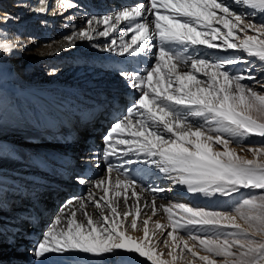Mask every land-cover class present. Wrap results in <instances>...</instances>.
Returning <instances> with one entry per match:
<instances>
[{
  "label": "snow or ice",
  "instance_id": "obj_1",
  "mask_svg": "<svg viewBox=\"0 0 264 264\" xmlns=\"http://www.w3.org/2000/svg\"><path fill=\"white\" fill-rule=\"evenodd\" d=\"M68 2L64 0L65 5ZM234 2L264 12V0ZM216 10L223 15L217 16ZM213 21L227 29L220 47L240 49L264 63V21L257 23L248 13H238L224 0H150L149 5L140 3L113 16L93 17L87 21L86 28L65 39L72 44L76 39H93L94 32L108 36L121 22H128V30L135 34L131 44L121 43L120 54L135 55L149 47L148 40L159 38L157 62L146 75L135 71L121 73L131 80V86L141 95L129 109L128 116L117 122L105 138V159L116 155V144L127 145L123 155L135 159H126L124 164L154 165L160 172L167 173L174 183L186 185L190 192L231 195L241 187L264 189V161L259 159L264 156V148L249 149L255 158L244 159L228 147L231 142L241 143L249 134L264 137V123L249 114L252 111L264 113V94L243 83L254 77L228 70L227 65L239 63L238 59L210 61L199 54H187L189 45L218 47L212 40L217 38L220 28L214 27ZM94 25H103L104 29L99 31ZM234 29L244 33L239 44L230 42L236 35ZM250 30L255 34L249 35ZM115 43L113 40L112 44ZM171 45H182L183 48L177 51ZM106 48L113 50L110 46ZM243 71L250 73L251 70ZM194 73H200L206 79L202 81ZM125 132L132 139L121 138L113 143V134ZM214 146H221L223 150L214 151ZM141 156L144 157L142 161ZM114 168L115 165L109 164L106 176L95 182L96 188H102L99 199L91 190L87 197L98 214L93 216L87 212L85 200L79 201L77 207L68 201L65 206L68 211L61 209L35 245L36 264H48L49 254L64 255L70 251L97 256L124 255L129 257L128 264H137L132 259L136 255L146 258L150 264H170L162 258L163 253L150 244L148 219L143 220L144 240L138 241L127 234L126 222L132 230L137 229V218L141 214L139 206L134 214L131 210L120 212L119 201L105 199L110 189L115 196H120L121 189L127 192L132 188V195H136V181L129 178L127 170L120 173L117 169L112 187ZM106 183L108 186L104 187ZM152 191L164 189L153 188ZM123 203L129 208L127 196ZM161 208L172 228L168 237L173 244L170 247L168 240L163 243L169 247L167 254L173 262L179 257L171 249L179 248L183 255L190 254L194 262L198 257L200 264H217V257L224 258V264H264V239H257L264 236V195L243 199L234 209L236 215L185 204L161 205ZM174 208L181 213L179 219H174ZM77 211L83 217L80 220ZM152 213L156 214L155 200ZM129 216H132L130 221ZM237 216L248 224L251 233L234 222ZM196 226L205 230L203 235L193 231ZM155 227L163 228L158 222ZM179 231L186 232L188 239L198 241L200 251L207 255H199L193 250L196 245L189 247L183 237L178 240L173 232Z\"/></svg>",
  "mask_w": 264,
  "mask_h": 264
},
{
  "label": "bare ground",
  "instance_id": "obj_2",
  "mask_svg": "<svg viewBox=\"0 0 264 264\" xmlns=\"http://www.w3.org/2000/svg\"><path fill=\"white\" fill-rule=\"evenodd\" d=\"M3 1L0 0V3ZM11 3L15 10L0 12V264H36L33 256L35 245L54 223L61 209L68 211L65 207L68 201L77 207L79 201L85 200L87 212L97 215L98 210L87 197L90 190L97 199L102 195V188H96L95 182L106 176L109 164L116 166L111 173L112 187L118 175L117 169L120 173L134 171L137 178L146 182L145 187L138 184L140 181L136 183L135 196L132 195V188L127 192L121 189L120 196H115L110 189L105 198L119 201L120 212L131 210L134 214L137 206L141 209L136 230H132L126 222L127 234L138 241L144 240L143 220L148 219L150 244L163 253V259L170 264H200L198 257L194 262L190 254L183 255L179 248L171 249L179 257L176 261L173 262L172 257L168 256L169 247H165L159 237L164 228L163 220L166 219L161 205L168 207L183 200L194 206H205L208 203L205 199L207 195L190 192L186 185L174 183L167 173L160 172L154 165L143 162L124 164L126 159H135L134 156L123 155L127 145L116 144V155L111 157L118 161L107 163L103 156L105 138L117 122L128 116L129 109L133 108L141 95L138 89L131 86V80L121 73L135 71L139 75H146L157 62L159 38L148 40L149 47L135 55L128 52L120 54L121 43L131 44L135 34L128 30V22H121L108 36H99L94 32L93 39H76L72 44L65 39L86 28L87 21L93 17L113 16L124 8L140 3L149 5L150 0H69L68 5L64 4V0H12ZM93 3L94 6L85 7ZM216 11L217 16L223 15ZM29 22L31 27L27 25ZM213 25L220 28V32L216 33L217 38L212 40L218 47L189 45L187 54H199L210 61L238 59L233 48L226 45L220 47L227 29L215 21ZM32 26L36 30H31ZM94 27L99 31L104 29L103 25ZM233 31L236 32V29ZM113 40L116 41L115 45L112 44ZM106 46L113 50H107ZM171 47L177 51L183 48L182 45ZM255 58L257 63L261 62L257 57L250 59ZM227 68L230 72L252 75L243 71L247 68L240 62L229 64ZM11 69L19 70V77ZM194 74L202 81L206 79L200 73ZM252 80L254 78L245 79L243 83L251 87ZM260 85L259 89L262 87ZM115 90L122 92L113 93ZM99 101L108 104L107 111L103 108L106 104L89 109ZM120 102L124 105L117 104ZM105 111L106 116L114 118L113 123L105 121L108 116L101 117ZM83 112L95 114L82 116ZM98 112L95 122L93 119ZM101 122L103 127H96ZM88 126L93 129L88 136L96 140L82 139ZM121 138L132 139L127 132L116 133L113 134V143ZM228 147L233 151L236 149L230 145ZM213 150L222 151L223 148L214 146ZM254 158L251 155V159ZM140 159L142 161L144 157ZM74 172L79 174L75 179L72 177ZM63 179L76 185L78 193L65 204L57 205L54 201H59L60 190L54 184ZM107 186L106 183L104 187ZM153 188L164 191L153 192ZM125 196L129 208L124 206ZM153 200L155 215L152 213ZM50 202L58 207L53 217L44 211V204ZM28 211L27 216L23 215ZM82 218L81 212L77 211V219ZM131 219L132 216H129L128 220ZM157 222L163 228L158 229L156 234ZM257 239H264V236ZM132 259L137 264H150L146 258L138 255ZM215 259L217 264H224V258ZM128 261L129 257L124 255L97 256L70 251L64 255L49 254L48 264H128Z\"/></svg>",
  "mask_w": 264,
  "mask_h": 264
},
{
  "label": "rangeland",
  "instance_id": "obj_3",
  "mask_svg": "<svg viewBox=\"0 0 264 264\" xmlns=\"http://www.w3.org/2000/svg\"><path fill=\"white\" fill-rule=\"evenodd\" d=\"M9 1L10 0H5L2 3H0V12L9 13L11 10H15L14 4L11 3L12 0H11L10 3H9ZM224 3L230 5L238 13L239 12L248 13L250 15V17L252 19H254L257 23H259L260 21H264V12H261L260 10H253L251 8H247V7L243 6V5L235 3L234 0H227V1L225 0ZM94 5H95V3L87 4L85 7L89 8L90 6H94ZM253 13H254V15H253ZM16 17H18V16H16ZM233 22L234 23L236 22L234 20V18H233ZM27 25H29V27H31L30 22ZM31 30H36L35 26H32ZM234 33H236V35L233 36L231 42L239 44L240 41L244 38V33H241L239 31V29H236V32H234ZM248 34L249 35H254L255 33H253L250 30L248 32ZM233 50H234V52L236 51L235 54H236V56L239 57L238 60L240 61V64H242L245 68L251 70L250 72L252 74L251 75L252 77L255 76L254 80H252V82H251V87L253 88V90L257 91L260 94H264V64H261V62L257 63V59L256 58L251 60L250 58H254L255 56H249L247 53H245L244 51H242L240 49H233ZM57 65H59V64H57ZM11 71H13L19 77V73H18V72H20L19 70L14 71V70L11 69ZM258 85H260L262 87H260V89H259ZM121 92L122 91L115 90V92H113V93L119 94ZM102 104H106V102L102 101V103H101V101H99V102H97V104L91 105V107L89 109H91V108L93 109L94 107H96L98 105L100 107ZM117 104L124 105V103H121V102L117 103ZM108 107H109L108 104L103 106V108H105V110ZM97 111H99V110H97ZM93 114H95V113L89 114V112H86V113L83 112L82 116H85V115L90 116V115H93ZM249 114L252 116L253 119H256L258 122L264 123V113H259V112H256V111H252ZM113 120H114V118H109V116H108L105 121L106 122L107 121H112V123H113ZM97 126L99 128H102L103 124L102 123H98V124H96V127ZM85 131H86L85 135L83 134L84 136H83L82 139L87 141V140L91 139L92 137L88 136L90 134L89 131H87V130H85ZM87 133H89V134H87ZM92 139L96 140V138H94V137ZM97 140H98V138H97ZM229 145L233 149L236 148L234 152L235 153L238 152V155L241 156L242 158L251 159V155H253V153L251 151H249V149L264 148V137H261V136L256 135V134H249L247 136V138L244 139L241 143L231 142ZM259 159L261 161H263L264 156L259 157ZM79 168L80 167H75V169H79ZM78 175L79 174L77 172L72 173V177L74 179ZM66 180L67 179H63V180H61L62 182L56 181L55 184H54V186H57L59 188V190H60L59 201L58 202L54 201V202L57 203V205L58 204H63V203L65 204L70 197L75 196L78 193L76 185H74L72 182L70 183V182H68ZM54 194H56V193H54ZM260 195H264V189H257V188H253V187H249V188L241 187V188H239L238 191L233 192L231 195H222L220 193H215V194H211V195L205 196V199L208 202L207 205H205V206H197V205L194 206L191 203L184 202L183 200H181L182 203L178 201V202H176L175 205H177V204H185V205L189 206V204H190V207H194V208H203V209H205L207 211H221V212L229 213L230 215H236V213L234 212V209L243 199H246V198H249V197H252V196H257L258 197ZM51 204H52V202H50V204L49 203L48 204H44V211H45V213L47 215L49 214L50 217H53L55 215L56 209H58V207H57V205L54 206L53 204L52 205ZM173 211L176 213V215L174 216V219H179V217L181 215L179 210L174 209ZM28 213H29V211L26 212V213L24 212L23 215L27 216ZM44 214H43V217L46 215V214L45 215ZM165 217H166V219L163 220L164 222L162 221L163 225H164V228H163L162 232L160 233L159 237H161L163 241L168 240V244L171 247V245L173 244V241L171 240V238L168 237V232L172 231V228L170 226V222L168 220L167 214H165ZM235 223L239 224L241 226V228H243V229H248V224H246L242 219H240L239 216H237V219L235 220ZM44 225L46 227L48 226L46 223ZM26 230L27 229H25L24 231H26ZM230 230L231 229H224V231H230ZM248 230L251 233V229H248ZM24 231H23V234L28 235ZM193 231L194 232H200L201 235H203L205 230H202V229L199 228V226H196V227L193 228ZM158 232H159L158 229H156L155 233L157 234ZM208 232H209V234H211L210 230H208ZM37 235L39 236L40 233H38ZM173 235L177 236V239H180V237H183V240H187L188 245L191 246V247L195 244L196 247H194L193 249L198 251L200 255H207V253H205L203 251H200L198 241H193V240L188 239V235H187L186 232H184V231L173 232ZM39 239H41V238H39ZM182 243H183V241H182ZM13 264H14V262H13Z\"/></svg>",
  "mask_w": 264,
  "mask_h": 264
}]
</instances>
